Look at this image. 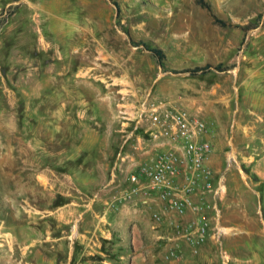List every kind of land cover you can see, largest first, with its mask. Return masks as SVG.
<instances>
[{
  "label": "rangeland",
  "instance_id": "obj_1",
  "mask_svg": "<svg viewBox=\"0 0 264 264\" xmlns=\"http://www.w3.org/2000/svg\"><path fill=\"white\" fill-rule=\"evenodd\" d=\"M153 107L207 127L196 264H264V0H0V264H185L194 211L129 196Z\"/></svg>",
  "mask_w": 264,
  "mask_h": 264
},
{
  "label": "built area",
  "instance_id": "obj_2",
  "mask_svg": "<svg viewBox=\"0 0 264 264\" xmlns=\"http://www.w3.org/2000/svg\"><path fill=\"white\" fill-rule=\"evenodd\" d=\"M143 116H148L158 127H168L170 142L167 149L144 159L137 172L130 174L133 189L129 196L149 188L156 191L177 213L183 215L188 209L194 211L196 220L181 231V237L193 247L194 253H198L197 245L205 242L210 224L201 212L202 206L197 205L192 197L203 193L218 198L223 191L220 182L215 185L209 166L212 148L209 143L198 139L207 127L182 111L160 113L153 107L144 110ZM214 210L217 213V207L214 206Z\"/></svg>",
  "mask_w": 264,
  "mask_h": 264
},
{
  "label": "crops",
  "instance_id": "obj_3",
  "mask_svg": "<svg viewBox=\"0 0 264 264\" xmlns=\"http://www.w3.org/2000/svg\"><path fill=\"white\" fill-rule=\"evenodd\" d=\"M208 248L207 244L205 243L204 245L199 248L198 253L193 252V247L191 245L183 244L182 245V262L184 261L185 264H191V263H202L208 261ZM198 249V248H197ZM198 254V255H196ZM204 264V263H203ZM245 264V263H243ZM246 264H251L250 262H246Z\"/></svg>",
  "mask_w": 264,
  "mask_h": 264
},
{
  "label": "trees",
  "instance_id": "obj_4",
  "mask_svg": "<svg viewBox=\"0 0 264 264\" xmlns=\"http://www.w3.org/2000/svg\"><path fill=\"white\" fill-rule=\"evenodd\" d=\"M147 48L161 66L165 64L166 54H165L163 49H161L159 47H150V46H147ZM212 68L213 67L211 65H206L205 67H198L195 69L188 70L186 72H189L193 75H197L199 73L206 74V73L210 72L212 70ZM214 69L217 71H223L224 70V69H222L221 66H219V67L216 66V67H214Z\"/></svg>",
  "mask_w": 264,
  "mask_h": 264
}]
</instances>
